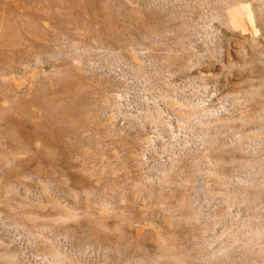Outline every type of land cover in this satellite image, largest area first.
<instances>
[{
  "label": "rangeland",
  "instance_id": "1",
  "mask_svg": "<svg viewBox=\"0 0 264 264\" xmlns=\"http://www.w3.org/2000/svg\"><path fill=\"white\" fill-rule=\"evenodd\" d=\"M0 264H264V0H0Z\"/></svg>",
  "mask_w": 264,
  "mask_h": 264
},
{
  "label": "bare ground",
  "instance_id": "2",
  "mask_svg": "<svg viewBox=\"0 0 264 264\" xmlns=\"http://www.w3.org/2000/svg\"><path fill=\"white\" fill-rule=\"evenodd\" d=\"M47 24V23H46ZM6 38V37H5Z\"/></svg>",
  "mask_w": 264,
  "mask_h": 264
}]
</instances>
